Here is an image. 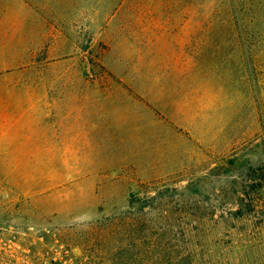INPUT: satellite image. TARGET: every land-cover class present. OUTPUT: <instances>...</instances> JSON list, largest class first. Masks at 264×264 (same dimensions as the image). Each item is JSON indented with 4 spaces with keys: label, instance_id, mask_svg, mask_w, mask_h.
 <instances>
[{
    "label": "rangeland",
    "instance_id": "obj_1",
    "mask_svg": "<svg viewBox=\"0 0 264 264\" xmlns=\"http://www.w3.org/2000/svg\"><path fill=\"white\" fill-rule=\"evenodd\" d=\"M0 264H264V0H0Z\"/></svg>",
    "mask_w": 264,
    "mask_h": 264
}]
</instances>
